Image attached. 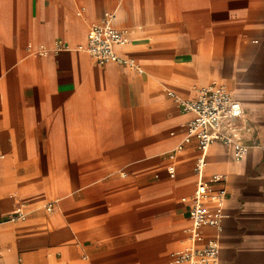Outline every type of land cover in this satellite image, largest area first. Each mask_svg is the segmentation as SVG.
Returning a JSON list of instances; mask_svg holds the SVG:
<instances>
[{
    "label": "crops",
    "instance_id": "0c3cea01",
    "mask_svg": "<svg viewBox=\"0 0 264 264\" xmlns=\"http://www.w3.org/2000/svg\"><path fill=\"white\" fill-rule=\"evenodd\" d=\"M107 11L126 64L79 49ZM208 87L240 104L248 151L210 145L203 176L224 178L226 218L199 245L264 264V0H0V264H172L198 142L175 152L192 114L168 93Z\"/></svg>",
    "mask_w": 264,
    "mask_h": 264
},
{
    "label": "built area",
    "instance_id": "2783aa9c",
    "mask_svg": "<svg viewBox=\"0 0 264 264\" xmlns=\"http://www.w3.org/2000/svg\"><path fill=\"white\" fill-rule=\"evenodd\" d=\"M115 15L107 11L99 22L88 26L86 43L79 47L88 54L97 65L107 63H125L120 60L116 48L130 43V38L123 30L114 27ZM30 48V46H28ZM42 52H37L40 55ZM130 66L132 63L128 62ZM138 72L141 70L137 69ZM168 95L178 102L183 111L191 113L192 118L186 123V134L175 152L182 150L192 139H196L198 156L194 163L196 185L189 211L190 226L187 230V246L171 255L172 264H220V245L217 239H208L203 245L201 229L212 228L217 234L223 231L226 218L224 204L226 191L216 186L224 183L221 175H213L205 180L203 173L206 156L210 145L220 142L231 149L235 159H241L248 151L238 131V120L242 117V108L233 96L223 88L208 87L199 91L192 100H180L173 94ZM169 176H174V168L168 169ZM51 206L49 205L48 208ZM25 212L16 208L6 216V221H18L25 218Z\"/></svg>",
    "mask_w": 264,
    "mask_h": 264
}]
</instances>
